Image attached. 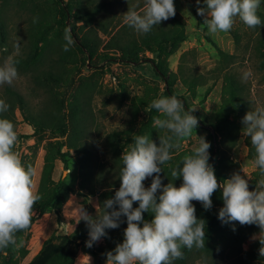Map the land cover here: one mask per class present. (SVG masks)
Listing matches in <instances>:
<instances>
[{
    "label": "rangeland",
    "instance_id": "374dc122",
    "mask_svg": "<svg viewBox=\"0 0 264 264\" xmlns=\"http://www.w3.org/2000/svg\"><path fill=\"white\" fill-rule=\"evenodd\" d=\"M70 1L73 10L66 13L65 3ZM144 2L0 0V65L15 55L27 57L33 54L38 59L29 71L17 67L18 78L11 85L0 86V99L9 105V109L13 107V112L6 111L5 114L18 133L19 142L15 150L25 167H35V191L42 197L35 205L30 227L17 233V246L0 251V264H28L46 242L59 245L64 241H69L76 248L74 264L99 262L92 248L103 245L104 237L91 248L86 246L89 234L84 242L74 239L78 227L86 225L85 221L80 220L83 209L92 217L100 216L105 211L99 194L90 193L89 184L98 189L120 181L117 179L118 165L112 166L113 155L120 150L122 156L133 143L134 135H147L159 145L160 136L170 134L166 129L154 128L153 121L150 122L152 115L164 118L155 109L148 111L151 102L161 96L170 97L166 92L165 78L156 70L155 62L172 81L175 96L181 101L186 99L199 119V126L192 136L182 141V147L173 152V159L165 165L171 166L172 170L182 166L183 157L191 154L193 148L199 145V137H204L211 144L209 163L215 172L223 171L229 175L240 172L249 179V187L254 189L257 181L264 178V173L254 166L255 155L250 154V138L244 136L243 128L234 146L219 134L220 131L216 132L218 141H213L210 136V131H215L218 123V109L227 95L225 70L231 68L239 72L246 84L247 95L253 100V107H264V68L260 67L264 56L256 48L258 36L264 34L260 31H264V0H261L257 13L262 21L261 26L249 28L237 18L229 32L216 35L209 34L203 22L200 23L196 0H174L175 16L184 24L186 33L179 47L172 49L169 40L161 50L157 42H152L153 50L144 51L143 45L139 44L136 48L131 46L122 55L115 46L117 39L113 37L119 30L125 34L132 31L138 39L145 35L129 27L123 15L129 8L142 12ZM101 5V13L93 24L81 20L87 9ZM199 6H204L202 0ZM69 25L75 44L69 51H64V30ZM159 26L166 29L177 26V22L170 18L154 27L159 30ZM119 38L126 39L125 35ZM63 54L68 59L57 61L60 55L64 59ZM231 54H235L234 57ZM47 70L56 73L58 79L49 84L44 83V78L41 82L36 81L35 74ZM194 76L197 77L195 83L189 85L187 82ZM8 87L24 96L32 115H37L52 96L63 98L65 106L61 116L65 130H36L33 124L25 120L19 102L9 95ZM76 97L79 102H87L93 113L86 123L89 124L86 135L90 153L88 156L81 155L64 145L62 152L65 153V160L55 156L53 168L45 175V156L50 150L49 146L56 148V142L69 139L71 105L77 100ZM140 97H144V100ZM245 115L235 117L242 120ZM229 175L227 179L231 177ZM61 179L69 185L70 192L60 212L48 207L35 219L40 202L48 199L51 189ZM162 182L164 185L174 182L179 187L183 180L182 177L174 180L170 173L168 178H162ZM151 183V177L144 181L145 187H150ZM212 201L209 216L223 207L222 194L215 192ZM193 204L197 208H204L197 201H193ZM123 219L126 222V217ZM246 227L250 225L241 226L238 222L224 224L220 221L211 236L205 227V247L184 248V258L174 261V264H249V258L243 253L259 250V240H254L253 236L262 238L264 234H259L260 228L253 224L251 235L244 241L242 238L249 231ZM237 228L245 229V232L234 238L233 233ZM106 260L102 259L99 264H106ZM252 262L256 264L257 261Z\"/></svg>",
    "mask_w": 264,
    "mask_h": 264
},
{
    "label": "clouds",
    "instance_id": "9594fccd",
    "mask_svg": "<svg viewBox=\"0 0 264 264\" xmlns=\"http://www.w3.org/2000/svg\"><path fill=\"white\" fill-rule=\"evenodd\" d=\"M196 3L197 14L204 18L203 25L211 35L229 32L237 18L249 28L262 25L257 14L261 0H203V7L199 6L201 0ZM123 15L136 33L147 34L154 26L174 18L176 7L174 0H145L142 12L129 8ZM64 40L63 50L69 51L75 44L70 25L64 30ZM18 63L9 57L0 65V86L11 85L18 78ZM8 109L9 105L0 100V113ZM152 109L164 117H154L153 127L170 134L160 136L159 145L147 135L133 136L130 148L120 157V187L103 202V215L92 217L85 209L81 212L80 220L89 229L86 246L91 248L107 236L106 229L119 228L121 217H126L123 242L105 253L106 264H174L184 258V248L205 247L206 222L197 218L193 201L210 210L212 196L218 190L222 191L223 207L218 213L222 223L255 224L259 234H264V178L257 181L255 190H250L249 179L240 172L218 182L209 163L211 144L204 137H199V145L183 157L182 166L171 171L174 180L182 177V184H163L162 166L173 159L182 141L192 136L199 119L193 114L195 110H185L175 95L154 99L148 106V111ZM241 122L243 134L255 150L254 166L264 173V107L250 110ZM18 142L13 122L0 119V251L17 246V233L30 227L35 205L42 199L35 191L36 169L23 165L15 150ZM150 177L152 183L145 187L144 181ZM134 203L139 206L134 208ZM144 213L153 218L145 220ZM253 239L259 240V255L264 257V237L254 235Z\"/></svg>",
    "mask_w": 264,
    "mask_h": 264
},
{
    "label": "trees",
    "instance_id": "16d2710c",
    "mask_svg": "<svg viewBox=\"0 0 264 264\" xmlns=\"http://www.w3.org/2000/svg\"><path fill=\"white\" fill-rule=\"evenodd\" d=\"M60 2H64V0H59ZM203 4V0H202ZM204 5V4H203ZM65 12L71 13L73 10V4L72 2H66L65 3ZM102 5L99 7H91L87 9V11L84 12V14L81 17V20L93 24V22L97 19L99 14L101 13ZM174 22H177V26H172L170 28H166L164 26H159V30L157 28L153 27V29L141 36V39L135 38V35L132 31H129L128 33H124L123 31H118L115 36L113 37L115 40V46L117 47V50H119L122 55H124L125 52L128 51V49L132 46V48H136V46L143 45L142 50H153L151 47L152 42H157L159 49H163L164 46H166L170 41L172 49H176L179 47L180 43L185 40L186 33L184 29V24L181 23V20L178 19L176 16L173 18ZM200 23L203 22V17H200L199 19ZM264 29V28H263ZM264 33V31L261 29ZM126 37L125 40H122L123 38L118 37ZM257 50H261V55L264 56V34H260L257 38ZM232 57H234L235 54H231ZM64 59H62V55H60V59L57 61H63L68 59L67 55H64ZM160 56V55H158ZM13 60H18L19 63L16 65L19 69H22L24 71H29L32 66H35L38 59L35 55L29 54L27 57H22L20 55H15L12 57ZM152 62H155L154 59H150ZM260 67L264 68V59L260 63ZM155 68L156 70L165 78L166 81V92L168 95H176V90L173 88V83L170 80L167 73L162 70L161 66L155 62ZM52 70V69H48ZM44 71L41 74H35L34 78L36 81L41 82L44 78V83L49 84L52 81L57 80L56 73H53L52 71ZM182 71V70H181ZM239 72H237L234 69H227L224 72V81H225V91H226V97L223 99L219 109H218V123L216 126L215 131H210V136L213 138V141H218V134H216L217 131H220V135H223L228 139V142H230L233 146L237 142L238 134L240 132V129L244 127L242 124V120L238 119L240 116H243L244 114H247L250 110H255L253 107V100L251 97L247 95V87L245 82L242 80V78L238 75ZM197 79L196 76H194L189 82H187L189 85H192L195 83V80ZM9 95H12L16 98V100L19 102L20 109L22 110V113L24 115L25 120L33 124L36 128V130L41 129H51L52 131H55L56 129H62L65 130V123L64 119L61 116V110H63L65 104L63 98H59L57 96H52L51 99L48 101V103L44 104L43 109L39 111L37 115H32L30 113L29 106L24 98V96L15 90L14 88L8 87ZM78 97V96H77ZM76 97V98H77ZM141 100H144V97H140ZM1 100V99H0ZM184 103V106L187 110H191L189 105L185 101H182ZM6 103V102H5ZM74 104V106H73ZM89 105L87 102H79V99H75L74 103L71 105V113H70V126H71V133L69 134V139L65 142H56L58 145L56 148H50L49 146V152L46 154V163H45V175H48L53 168V158L55 156H60L63 158L65 156V153L62 152V148L64 145H67L69 148L73 149L76 153L88 156L90 152H88L90 145L88 143L87 139V128L89 127V124L87 123V120L90 119V117H93V113L91 108H89ZM12 109H9L7 111L10 112ZM6 112L0 113V119H7L8 115L5 114ZM193 114L198 117V114L194 111ZM237 116V117H235ZM154 115L151 116L150 122L153 121ZM53 144V143H51ZM250 146V154L255 155L254 148ZM214 151L212 150L211 153ZM121 154L120 150L115 151V154L113 155V161L112 166L118 165V172L119 176L117 179L120 178V171L122 168V161L120 160ZM65 158V157H64ZM63 158V159H64ZM65 160V159H64ZM111 166V167H112ZM163 171L160 175L162 178L166 179L169 177L172 168L169 165H163ZM218 182H223L227 179L228 173H224L223 171H217L215 172ZM231 176V175H229ZM120 187V181H116L113 184L109 183V185L100 186L98 189L93 185L89 184V191L91 194H99L100 202L103 205V202L111 198L115 195V191H117ZM251 190H255L254 188H250ZM70 192L69 185L64 180H59L51 189V193L49 194L48 199L43 200L40 202L39 208H38V214L34 217L35 219L39 218L41 214L44 212V210L48 207H53L55 211L58 213L60 212L63 204L65 203L68 194ZM220 194H222L221 190H218ZM159 195V194H158ZM138 203H134L133 207H138ZM104 208V207H103ZM196 208V216L198 219L205 220L206 224L205 227L211 236L212 231L215 227H217L220 223V220L218 219V213L219 211H216V213L213 216H209V210H205L204 208ZM213 210V209H212ZM104 213V212H103ZM103 213L101 215H103ZM124 217H121V220L123 221L119 228L117 229H106L107 236H105V243L103 245L98 246L97 248H92V253L95 256L96 261L100 262L102 259L107 258L105 253L108 251H112L118 243L123 242V233L125 228L127 227V224ZM145 220L150 221L153 218V215L150 213H144ZM33 220V219H32ZM142 226V225H141ZM248 228L249 231H246L244 237L242 238L244 241L248 238V236L251 235L253 225H250ZM245 230V229H244ZM244 230H241L237 228L234 234V238H237L240 236L241 233L245 232ZM89 234V229L87 225L82 224L76 232L74 233V239L78 240L80 239L82 242H84ZM69 244V245H68ZM9 250V248H7ZM76 254V248L75 246L71 245L70 242H62V244L54 245L51 242H46L44 247L40 250L39 253H37L32 260L28 264H74V257ZM243 255L247 256L249 259L247 260L249 264H253L252 261H257L260 263L256 264H263L264 263V257H261L259 255L258 250H247L243 253ZM99 262L97 264H99ZM95 264V263H94Z\"/></svg>",
    "mask_w": 264,
    "mask_h": 264
},
{
    "label": "water",
    "instance_id": "95a60500",
    "mask_svg": "<svg viewBox=\"0 0 264 264\" xmlns=\"http://www.w3.org/2000/svg\"><path fill=\"white\" fill-rule=\"evenodd\" d=\"M183 101H185V100L183 99Z\"/></svg>",
    "mask_w": 264,
    "mask_h": 264
}]
</instances>
